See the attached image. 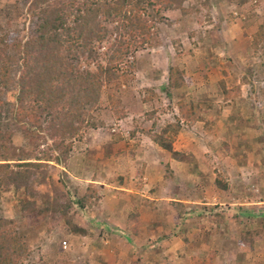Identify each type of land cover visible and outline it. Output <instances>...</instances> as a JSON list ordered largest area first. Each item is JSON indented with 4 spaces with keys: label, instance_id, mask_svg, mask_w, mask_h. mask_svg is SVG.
Returning a JSON list of instances; mask_svg holds the SVG:
<instances>
[{
    "label": "rangeland",
    "instance_id": "obj_1",
    "mask_svg": "<svg viewBox=\"0 0 264 264\" xmlns=\"http://www.w3.org/2000/svg\"><path fill=\"white\" fill-rule=\"evenodd\" d=\"M28 1L0 0V37L22 41L33 34L34 18L25 9ZM163 14L170 24L165 21L155 24L159 43L134 52L130 60L135 67L128 79L116 83L102 82L97 103L87 108L88 121L96 122L95 127H85L81 137L72 140L66 161L62 164L49 161L44 178L36 177L28 187L36 193L33 196L39 206L44 195H51L53 187L59 184L58 180H63L73 202L72 211L76 212L77 223L83 218L92 228V235L83 236L84 243L93 235L98 242L106 236L107 229H101L103 216L101 212H87L92 206L82 209L74 205L78 195L72 192L69 177H80V174L74 172L72 163L79 155L102 159L101 153L90 146L94 140L100 145L117 143L113 160H103L107 164L112 162L108 164L109 169L102 170L101 177L106 178L113 168L126 171L121 163L128 162L134 153L139 158L138 149H143V158L157 160V163L152 169H142L137 177L145 190L155 186L150 185L156 182L155 179L165 180L169 186L159 183L163 188L159 187L156 198H163L159 203H164L165 208L168 206L170 212H180V217L164 231L166 233L141 235L135 242L137 247L147 246L149 249L143 256L133 258L134 262L157 264V261H163L160 258L165 252H169L168 247L172 248L174 258L183 257L185 248L187 251L191 246L189 250L196 254L194 257L214 251L213 264H264V91L261 92L264 89V48L260 46L257 51L250 48L251 35L257 24L264 22V0H184ZM97 48L103 49L101 44ZM17 64L11 63L10 76L13 78L17 74ZM170 65L182 69L189 83L167 96L158 87L166 82ZM221 80L227 82V85L224 83L226 87L237 85L238 92H231L223 98L219 86ZM240 84H243L241 88ZM146 89L154 93L149 101L142 99L147 94ZM4 92L0 95L3 109L12 98L5 96ZM179 99L209 102L206 122L196 121L188 125L176 108ZM146 112L151 114L148 118ZM168 122L178 123V130L171 134L172 148L192 157L190 162L180 161L181 167L175 165V170L167 164L159 166L167 160L161 159L163 156H159L157 150L160 147L141 131L151 128L157 132ZM1 125L11 133L10 139L0 148L8 158H15L14 155L20 153L19 148L25 151L33 148L34 140L19 126L8 120ZM92 132L98 133L96 139L90 135ZM39 144L44 148L41 142ZM130 167L133 169L131 163ZM184 170L191 172V176L187 175L188 186L180 177V171ZM215 171L226 179V190L214 185ZM173 184L175 187H170ZM27 191L19 188L2 192L0 215L14 219L17 232L32 251L30 264H53L57 258L77 263L86 260L88 264L89 257L75 250L73 242L68 244L67 241L66 249H58L57 243L62 237H69L63 223H58L49 232H45L42 224L23 226L18 201L29 197ZM168 197L175 200H165ZM214 212L223 215L215 218ZM95 226L98 229H94ZM244 226L260 229L261 238L254 241L253 254L237 257L240 252L244 254L236 240L238 229ZM124 250L120 252L121 256H124Z\"/></svg>",
    "mask_w": 264,
    "mask_h": 264
},
{
    "label": "trees",
    "instance_id": "obj_2",
    "mask_svg": "<svg viewBox=\"0 0 264 264\" xmlns=\"http://www.w3.org/2000/svg\"><path fill=\"white\" fill-rule=\"evenodd\" d=\"M183 1L29 0L25 9L34 18L33 34L22 41L0 37V95L5 91V96L12 97L5 109L0 99V148L11 136L1 125L7 120L35 142L29 151L19 148L20 153L14 155L15 158L0 152V194L9 189L28 190L29 197L18 201L23 226L42 224L45 232H49L63 223L66 234L92 235L75 220L76 212L72 211L73 202L63 180H58L51 195H44L39 206L33 196L36 193L28 186L36 177L44 178L49 161L56 164L66 161L72 140L79 139L85 127H95L96 122L88 121L87 108L97 103L102 82L127 80L128 74L134 71V62L130 60L134 52L159 43L155 24L164 21L170 24L163 13ZM100 44L102 50L97 48ZM260 46L264 47V22L257 24L250 40L252 50L257 51ZM14 62L18 63L15 78L10 76ZM262 73L264 77V70ZM188 83L184 71L170 65L166 82L158 89L169 96ZM219 86L223 98L238 92L237 85L226 87L222 80ZM146 91L143 101L154 96L151 89ZM109 98L112 97L109 95ZM176 108L190 125L196 121L206 122L205 112L210 103L179 99ZM148 113H145L146 118L151 115ZM177 130V122H168L157 132L151 128L141 131L169 152L172 159L190 162V155L172 148L171 134ZM39 142L44 148L39 147ZM214 174V185L226 190V179L217 171ZM97 198L95 187L89 183L74 203L78 208L91 207ZM222 215L213 213L215 218ZM135 228H130L133 233H137ZM236 235L239 250L245 252L261 238V230L244 226ZM31 254L30 247L16 230L14 219L0 215V264H30ZM213 257L214 251L205 256L193 255L190 264H213ZM53 264H86V260L77 263L57 258Z\"/></svg>",
    "mask_w": 264,
    "mask_h": 264
},
{
    "label": "crops",
    "instance_id": "obj_3",
    "mask_svg": "<svg viewBox=\"0 0 264 264\" xmlns=\"http://www.w3.org/2000/svg\"><path fill=\"white\" fill-rule=\"evenodd\" d=\"M235 1L239 2V0ZM222 78L223 80H225V77L222 76ZM224 83L227 85V82ZM242 86L243 84H240L239 88H241ZM97 134V132L90 133V135L94 137V139L97 138ZM99 143V141L94 140L93 144L90 143V146L96 149V152L98 151L101 153L100 158L102 159L98 160L96 157L87 158V155H83L82 157L79 155L78 159L75 158L76 160L72 163V165L74 166L72 167V169L75 170L74 172H76L77 175L80 174V177L75 178V176L69 175V178L71 179V182L69 184L73 187L72 192H75V195L77 194L78 196L82 195L88 183L94 185L98 198L96 203L92 205L91 208H88L87 212H101V215L103 216L101 219L104 222L101 229H107L105 232L106 236L103 240L101 239V241L96 242L97 239H94L93 235L91 239L89 238L87 243H84L85 241L83 236H74L68 234L69 237L64 236L61 240L68 241V244L73 242L75 250L77 249L79 253L84 252V255L86 257H89L90 260L88 259V264H121L122 262L129 264V262L133 261V258L135 259L138 258V256H143L149 249L147 248V246L146 248H138L137 243H135L136 240L140 239L141 235L143 237H148L153 236V234H158L159 231H161L162 233V231L164 232L168 230L173 223H176L177 217H180V212H170L168 206L167 208H165L163 205L164 203H159V201L163 198H156L159 187L163 188V186H160L159 183H162L164 186L168 184L165 180H162L160 178L157 179V181L155 179L156 182L150 184L155 186H153V188H149V190H145L144 184L140 182V178L137 177L138 174L142 173V169L149 170L156 167L157 160L149 158L144 159L143 155L145 154V152L142 151L143 149H138L140 152L139 158L134 153L133 156L129 158L128 162L121 163L120 166L126 168V171L123 170V172H121L120 169L115 170V168H113L114 173L112 170V172L110 171V174L108 172V177H101L103 175L102 170H104V168L109 169L108 164H112L111 161L114 157L113 151L117 143H104V145H100ZM147 143L150 144L149 140H147ZM136 149L137 146H135L134 150L136 151ZM157 150L160 152L159 156H163L161 157V159H164V161L167 160L166 162H159V166L167 164L169 168H172L174 170L176 169L175 165H177V168L181 167L179 164H181L183 161L173 162L174 159L169 157L167 151L161 148H157ZM106 159H109L111 161H109L107 164L106 161H103ZM158 161L161 160L159 159ZM171 161L173 163H171ZM130 163L133 165V169H131L132 167H130ZM190 171L192 170L190 169ZM190 171H188L187 173L185 170L180 171L182 172V174L180 175V177L182 176L181 180L183 182H186V186H188L189 184V180L187 179V177L191 176ZM177 181H179V178L176 180V182ZM167 186H169V184ZM154 187H157V189L155 188V191ZM170 187L173 188L175 186L173 184ZM170 187L168 188V191ZM166 199L168 201L175 200L172 197L165 198V200ZM82 209H85V207ZM132 215L133 217L131 218ZM82 219L78 221V224L84 227L88 232H91L92 228H90L88 226V223ZM260 226L261 224L259 225V227ZM131 227H136L135 229L137 230V233H133L130 229ZM94 229H98V226H95ZM96 238L99 237L96 236ZM255 242H253V247L251 249H247L244 254L240 252L241 254L238 253V256H236L240 257L242 255L246 256V254H253ZM58 246L59 242L57 243V247ZM232 248L235 247L232 246ZM122 249H126L124 250V256H121L120 254ZM171 249V247H168L167 251L169 252H165L164 257L160 258V260L163 261H157V264H190L191 257L193 255H196L189 250L192 249V247L190 246L187 247V251L185 248V255H183V257L174 258L175 256L172 254ZM194 249L196 248L194 247ZM85 250L88 252L86 253Z\"/></svg>",
    "mask_w": 264,
    "mask_h": 264
},
{
    "label": "built area",
    "instance_id": "obj_4",
    "mask_svg": "<svg viewBox=\"0 0 264 264\" xmlns=\"http://www.w3.org/2000/svg\"><path fill=\"white\" fill-rule=\"evenodd\" d=\"M67 246H68V245H67V241H66V240H61V241H60V247H61L62 249H66Z\"/></svg>",
    "mask_w": 264,
    "mask_h": 264
},
{
    "label": "clouds",
    "instance_id": "obj_5",
    "mask_svg": "<svg viewBox=\"0 0 264 264\" xmlns=\"http://www.w3.org/2000/svg\"><path fill=\"white\" fill-rule=\"evenodd\" d=\"M60 241H61V240H60ZM59 248L62 249V248L60 247V243H59Z\"/></svg>",
    "mask_w": 264,
    "mask_h": 264
}]
</instances>
